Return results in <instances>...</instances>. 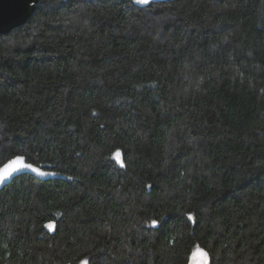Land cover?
Returning <instances> with one entry per match:
<instances>
[{"label": "trees", "instance_id": "1", "mask_svg": "<svg viewBox=\"0 0 264 264\" xmlns=\"http://www.w3.org/2000/svg\"><path fill=\"white\" fill-rule=\"evenodd\" d=\"M15 155L63 177L0 190V264H264V0H39L0 34Z\"/></svg>", "mask_w": 264, "mask_h": 264}, {"label": "water", "instance_id": "2", "mask_svg": "<svg viewBox=\"0 0 264 264\" xmlns=\"http://www.w3.org/2000/svg\"><path fill=\"white\" fill-rule=\"evenodd\" d=\"M152 1H171V0H152ZM38 3H39V0H0V34H7L13 29L24 25L33 15ZM14 157H12L11 159H14ZM9 160L3 163L0 166V168H3V166L9 162ZM26 162L31 163L27 161V159H26ZM37 167L41 168L42 171H46V172H50L54 174L47 175V176H38L29 170H23V171L14 173L4 183H0V190L6 185H8L9 183H11L14 178L22 174H30L40 180H47V179L56 178V177H63L53 171L46 170L40 166H37ZM195 264H203V263L199 262Z\"/></svg>", "mask_w": 264, "mask_h": 264}, {"label": "snow or ice", "instance_id": "3", "mask_svg": "<svg viewBox=\"0 0 264 264\" xmlns=\"http://www.w3.org/2000/svg\"><path fill=\"white\" fill-rule=\"evenodd\" d=\"M135 3L139 5H149L151 3V0H135ZM120 153H116V158L119 159ZM23 170H29L33 173H35L38 176H47V175H53L54 173L42 171L41 168L35 166L33 163L26 162V158L24 155H15L14 159L9 160L7 164L3 166V168H0V183H4L7 181L14 173L23 171ZM193 217L191 215L188 216V220H192ZM153 226L157 225V221H152ZM48 227H52L51 224L48 225ZM201 256L203 257V264H210V256L209 254L201 250L200 251ZM82 264H88V261H83Z\"/></svg>", "mask_w": 264, "mask_h": 264}, {"label": "rangeland", "instance_id": "4", "mask_svg": "<svg viewBox=\"0 0 264 264\" xmlns=\"http://www.w3.org/2000/svg\"><path fill=\"white\" fill-rule=\"evenodd\" d=\"M201 250L202 249H199V248L194 250V252L192 253L191 258H190V264H195V263H199V262L203 263V257L200 254Z\"/></svg>", "mask_w": 264, "mask_h": 264}]
</instances>
